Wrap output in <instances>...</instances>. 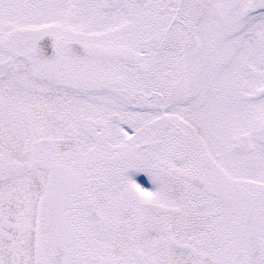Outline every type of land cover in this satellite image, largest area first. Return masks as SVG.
<instances>
[{
    "label": "snow or ice",
    "instance_id": "6c2138e0",
    "mask_svg": "<svg viewBox=\"0 0 264 264\" xmlns=\"http://www.w3.org/2000/svg\"><path fill=\"white\" fill-rule=\"evenodd\" d=\"M0 264H264V0H0Z\"/></svg>",
    "mask_w": 264,
    "mask_h": 264
}]
</instances>
